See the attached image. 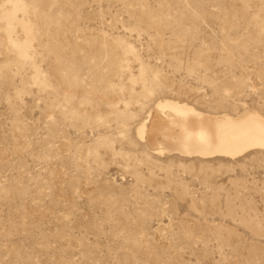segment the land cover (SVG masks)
Masks as SVG:
<instances>
[{
  "label": "rangeland",
  "instance_id": "rangeland-1",
  "mask_svg": "<svg viewBox=\"0 0 264 264\" xmlns=\"http://www.w3.org/2000/svg\"><path fill=\"white\" fill-rule=\"evenodd\" d=\"M165 99L264 115V0H0V264H264V152L154 155Z\"/></svg>",
  "mask_w": 264,
  "mask_h": 264
},
{
  "label": "bare ground",
  "instance_id": "bare-ground-1",
  "mask_svg": "<svg viewBox=\"0 0 264 264\" xmlns=\"http://www.w3.org/2000/svg\"><path fill=\"white\" fill-rule=\"evenodd\" d=\"M135 133L157 156L235 160L251 152H264V115L255 111L237 116L207 113L185 102L165 99L146 113Z\"/></svg>",
  "mask_w": 264,
  "mask_h": 264
}]
</instances>
